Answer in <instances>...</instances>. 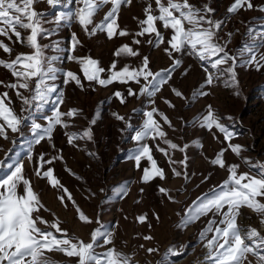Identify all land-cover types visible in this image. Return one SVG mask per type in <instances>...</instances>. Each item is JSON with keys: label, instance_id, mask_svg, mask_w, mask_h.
<instances>
[{"label": "rangeland", "instance_id": "obj_1", "mask_svg": "<svg viewBox=\"0 0 264 264\" xmlns=\"http://www.w3.org/2000/svg\"><path fill=\"white\" fill-rule=\"evenodd\" d=\"M164 2L167 3V0ZM189 2L196 7L207 4L214 9L212 19L222 22L218 33L219 42L226 44L227 50L237 56L234 67L238 84H233L228 74L218 73L208 61H201L187 52L173 53L170 58L164 52L167 44L157 48L148 43V40L154 39V35L136 36L140 30L139 20L145 18L144 8L149 0H132L131 4L121 6L118 24L129 35L112 39L103 32H97L94 36L86 34L75 20L55 22V17L61 13L74 12L77 7L75 0H61L54 8L46 0H39L34 7L44 14L46 23L43 26L50 32V35L39 38V43L50 45L45 49V54L54 58L56 69V79L50 81L56 90L40 109L33 105L27 112H21L27 106L16 95L15 90L6 87L15 82L16 78L11 75L10 69L0 66V81L4 82L0 85V93L7 91L14 111L28 117L19 133L6 129L8 138L0 137V161L5 162L0 178L8 172V164L23 162L25 175L30 179L34 191L45 207L51 210L49 212L42 209L40 216L50 222L58 218L61 227L67 229L69 235H75L86 242L90 240L91 231L100 227L102 231L112 233L116 249L130 255L138 264H158L169 248L178 254L169 255L168 264H210L205 260L206 240L200 239V232L213 218L212 214L183 227L181 220L186 209L197 197L210 193L228 177V165H238V174L256 176L259 169L252 165L264 164V67L257 70L256 67L245 64L243 61L246 57L239 55L240 49L253 39L257 45V55L264 54V11L260 10L264 7V0H251L252 9L245 6L235 13L228 12L234 0ZM151 3L154 14L158 15L155 0H151ZM111 7L110 3L102 6L94 16V24L101 22ZM157 26L166 39L170 38V29H163L159 23ZM17 30L23 38L29 34L28 30L22 28ZM73 34L79 41L75 52L72 51ZM135 39H139L141 43L135 44ZM0 40L12 48L10 55L0 49V59L10 61L19 53L32 51L26 44L10 42L7 37L0 36ZM15 40V36H12V41ZM57 44L58 47L55 46ZM124 44L138 50L139 55L116 57L115 51ZM73 55L99 61V65L106 70L101 74L103 78L110 75L113 61H116L117 70L125 65L139 68L143 57L148 56L153 73L170 69L173 58L180 59L182 63L172 72L171 79L159 92L147 97L139 94L140 87L145 83L142 78L140 84L134 81H113L107 86L87 81L82 66L69 59ZM231 64L229 61L221 67L226 68ZM68 71L79 76L83 88L74 81L66 82ZM209 73L214 77L211 85L205 83ZM129 88L137 95L128 96ZM174 90L182 95L177 96ZM116 91L122 93L123 103L121 98L114 95ZM200 91L208 94L193 96L194 92ZM21 92L25 96L30 95L27 90L22 89ZM61 93L64 103L59 105L60 110L66 113L69 109H77L78 114L64 117L68 127L56 126L51 140L45 137L39 144H35L34 134L30 130L32 120L35 119L42 128L47 127V117L53 115L58 106L57 97ZM209 105L220 122L232 133L231 144L242 146L239 155L224 140V133L215 128L210 131L200 126V120L207 114ZM152 108L158 110L154 115L166 133L165 139L179 147L186 144L188 147L181 152L179 147L171 149L159 137L155 140L146 139L144 142L152 149V155L164 170L165 178L157 177L142 182L143 169L150 167V162L142 159L137 168L131 158L137 148L132 137L143 125L144 112ZM159 113L166 115L171 123H165ZM114 114L123 116L124 119L119 120ZM85 130L91 131V139L78 138L72 144L68 143V135L82 134ZM30 145L33 157L31 160L28 157ZM158 148L167 149L169 155L165 156ZM221 149L225 150L222 157L225 168L211 163ZM41 154L45 159L52 160L50 165H45V170L47 167L54 169V175L72 194L76 205L93 219L92 224L81 222L72 201L65 200L61 204L57 197L63 193L54 189L47 178L35 175ZM169 156L177 162L186 160V164H170ZM173 168L182 175H174ZM160 187L169 190L171 200L159 192ZM19 191L22 192V188ZM140 215L146 216L145 221L138 220ZM261 219L254 210L245 207L238 217V224L244 230L249 226L257 228L264 235V223L260 222ZM211 235L209 233L208 238ZM144 236H151L152 239L145 240ZM99 244L97 250L104 251L103 238ZM147 248L158 251L149 254ZM47 255L55 264H76V258H69L58 251ZM245 264H256V258L249 255Z\"/></svg>", "mask_w": 264, "mask_h": 264}, {"label": "snow or ice", "instance_id": "obj_2", "mask_svg": "<svg viewBox=\"0 0 264 264\" xmlns=\"http://www.w3.org/2000/svg\"><path fill=\"white\" fill-rule=\"evenodd\" d=\"M39 0H0V36L7 37L10 42L26 44L30 49L29 53H19L10 61L0 59V66L11 70V75L15 77V82L8 84L6 87L16 91V95L23 101L27 107L22 108L21 112H27L33 105L40 109L49 100L50 95L55 92V86L50 83L56 79L53 59L45 54V49L50 45H41L39 38L50 35L48 29L43 25L46 23L44 14L37 11L34 5ZM77 7L74 12L61 13L55 17V22L75 20L82 27L84 32L94 36L97 32L106 33L109 39L116 36L125 37L129 35L126 29H121L118 24V12L123 4H131L132 0H75ZM46 3L54 8L61 3V0H46ZM111 4V9L105 14L103 20L94 24L95 14L102 6ZM158 12L154 14V9L149 0L144 8L145 18L139 20L140 30L136 36L143 37L154 35V39L148 40L153 47H160L167 44L164 52L170 57L173 53H184L194 56L201 61H208L211 67L216 69L221 75L228 74L233 84H238L234 65L237 62V56L227 50L226 44L219 42V30L222 22L214 20L211 14L214 9L205 4L203 7H196L189 0H155ZM246 6L252 9L251 0H234L228 8L229 13H235ZM264 11V7L260 9ZM158 23L165 30H171L170 38L166 39L158 27ZM91 26V27H90ZM18 28L29 31L26 38L22 37ZM11 33V35L9 34ZM12 36L16 40L12 41ZM231 36V33H229ZM140 44L139 39L133 41ZM79 44L75 34H73L72 51L75 52ZM58 47V44L55 45ZM0 49L6 54H11L12 48L7 43L0 40ZM116 57L120 56H138V50H133L128 44L120 46L114 53ZM241 57H246L244 63L251 65L260 70L264 67V54L257 55V45L253 39L251 43H246L239 52ZM69 59L77 61L83 68L84 77L89 82L98 83L101 86H107L113 81L127 83L134 81L140 84L141 78L145 82L139 89V94L147 97L154 96L160 91L161 87L168 83L172 77V72L180 66L182 61L173 58L170 69H162L153 73L149 67V57L144 56L139 68H132L125 65L117 70L116 61L111 65V73L107 78L102 77L106 70L99 65V61L91 57L70 56ZM229 61L232 64L226 68ZM68 81H74L78 86L83 88L79 76L68 71L66 73ZM214 77L211 73L207 75L205 83L211 85ZM4 84L0 81V85ZM27 90L30 95L25 96L21 90ZM175 91V90H174ZM128 96L137 95L131 88L128 89ZM177 96L182 93L175 91ZM208 93L200 91L194 92L193 96H206ZM114 95L121 98L124 102L122 93L116 91ZM7 101V103H6ZM64 103L63 93L57 97V108L52 116L47 117V127L36 122H31V132L34 134V143L39 144L47 137L52 138L53 130L56 126L68 127L64 117H74L78 114L77 109H69L68 112H62L59 108ZM170 106L171 105L170 102ZM11 100L7 91L0 93V137L8 138L7 130L12 133H19L24 121L28 119L26 115L17 114L10 106ZM158 110L152 108L144 112L145 119L142 127L135 132L132 139L137 143L136 153L131 158L134 159L137 168L140 167L142 159L150 162V167L143 169L141 177L142 182H148L155 178L164 179L165 173L160 168L152 155V149L149 144L145 143L146 139L155 140L157 137L164 140L171 149H177L179 146L165 139L166 133L163 131L160 122L155 118ZM116 115V114H114ZM163 121L170 124L171 121L163 113H159ZM116 118L123 120V116L116 115ZM94 123V121H93ZM200 126L206 127L210 131L215 128L224 133V140L228 142L231 150L239 155L242 146L232 145V133L220 122V119L214 114L211 106H208L207 114L200 120ZM7 129V130H6ZM87 138L91 139L90 130H85L82 134L73 133L68 135V143L72 144L74 139ZM54 147V145H53ZM188 145L179 147L183 152ZM165 156L169 153L165 148H158ZM224 149L217 153L215 159L211 160L213 165L225 168V160L222 158ZM29 159L32 157V147L28 149ZM62 158V157H61ZM52 159H55L53 157ZM52 160L45 159L41 154L39 163L35 169V175L41 178H47L49 184L58 191L62 192L57 198L61 204L65 200L72 201L76 207L78 219L85 224H92L94 221L87 216L79 206L76 205L72 194L64 187L59 179L54 175V169L45 165H50ZM169 163L181 165L186 164V160L174 161L169 156ZM4 161H0V171L3 170ZM259 169L256 176L248 173L238 174V165H228V177L221 182L219 186L214 187L210 193H205L186 209L181 220V226L187 227L195 223L201 217L212 214L207 225L200 232V239L206 240L205 247L207 254L205 260L210 264H245L247 257L252 255L256 258V264H264V235L254 227L249 226L246 230L238 224V217L241 215L243 208L254 210L262 217L261 223H264V164L252 165ZM8 172L0 178V264H55L47 253L58 251L69 258H76V264H138L133 261L132 257L125 254L113 245L112 233L102 231L96 227L90 233L88 242L69 235L68 230L61 227L59 219L48 221L39 213L51 211L41 202L38 193L34 191L32 183L25 175V165L21 161L7 165ZM173 174L181 176L182 173L175 168ZM187 178V176H185ZM207 179V177H205ZM22 188V192L19 191ZM159 192L164 194L169 200V190L160 187ZM146 216L140 215L138 220L145 221ZM98 223V221H97ZM40 225H43L41 227ZM211 233V238H208ZM59 234V235H57ZM103 238L104 251H98L99 241ZM145 240L152 239L151 236H144ZM109 245H113L109 247ZM143 248V245L140 246ZM146 251L151 254L158 249L147 248ZM174 249L169 248L164 253V258L158 264H168L167 257L176 255Z\"/></svg>", "mask_w": 264, "mask_h": 264}]
</instances>
